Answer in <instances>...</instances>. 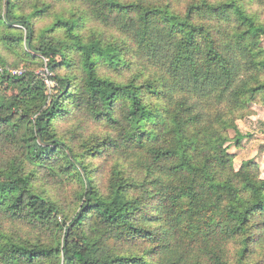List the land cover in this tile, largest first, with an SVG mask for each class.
Listing matches in <instances>:
<instances>
[{
    "label": "trees",
    "instance_id": "obj_1",
    "mask_svg": "<svg viewBox=\"0 0 264 264\" xmlns=\"http://www.w3.org/2000/svg\"><path fill=\"white\" fill-rule=\"evenodd\" d=\"M263 41L264 0H0V264H264Z\"/></svg>",
    "mask_w": 264,
    "mask_h": 264
},
{
    "label": "crops",
    "instance_id": "obj_2",
    "mask_svg": "<svg viewBox=\"0 0 264 264\" xmlns=\"http://www.w3.org/2000/svg\"><path fill=\"white\" fill-rule=\"evenodd\" d=\"M260 108L262 109L263 107ZM260 108H254L255 114L253 116L236 123L237 138L242 139L237 140L236 138L237 142L235 144L230 143V148L238 144L239 149H234L232 153L236 155L235 158L240 159V164L253 160L259 165L260 171L264 175V129L256 128L264 124V120H262L264 117L261 116Z\"/></svg>",
    "mask_w": 264,
    "mask_h": 264
},
{
    "label": "rangeland",
    "instance_id": "obj_3",
    "mask_svg": "<svg viewBox=\"0 0 264 264\" xmlns=\"http://www.w3.org/2000/svg\"><path fill=\"white\" fill-rule=\"evenodd\" d=\"M263 43H264V41H263ZM9 62H12V61H9ZM11 64V63H10ZM9 64V65H10ZM7 67H9V68H13V69H17V70H21L22 72L24 71L21 67L20 68H14V67H12V66H7ZM44 69H45V67H40V68H38V69H36L35 70V74H37L39 77L40 76H43V74H44ZM50 77V76H49ZM49 77H48V81H50V79H49ZM254 108H257V106H254L253 107V109ZM260 108V107H259ZM261 109V108H260ZM260 113H261V116L262 117H264V106H263V108L261 109V111H260ZM254 114H255V112H254ZM250 118V117H249ZM262 120H264V119H262ZM256 128H263L264 129V124L263 125H261V126H257ZM233 137L231 136V139H232ZM238 139H242V138H237V140ZM237 140H235V139H233V140H231L230 141V143H236L237 142ZM243 142V141H242ZM230 143H228L229 145H230ZM231 146V145H230ZM239 147V145L238 144H236V145H234L232 148H229V153H231V154H233L232 152L234 151V149H237ZM239 149V148H238ZM234 155V160H233V163H234V167H235V169H238L239 167H240V159L238 160L237 158H235L236 157V155L235 154H233ZM255 162V161H254ZM256 163V162H255ZM240 164V165H239ZM257 164V163H256ZM261 172V171H260ZM261 178H263L264 179V175H262V173H261Z\"/></svg>",
    "mask_w": 264,
    "mask_h": 264
},
{
    "label": "built area",
    "instance_id": "obj_4",
    "mask_svg": "<svg viewBox=\"0 0 264 264\" xmlns=\"http://www.w3.org/2000/svg\"><path fill=\"white\" fill-rule=\"evenodd\" d=\"M22 73L23 72L21 70L9 68V67L0 68V74H8L10 76L17 77V76H20ZM49 76H50V73L48 69L45 67L44 74L43 76H40V78L44 81L45 85L47 86L49 90L48 93H50V88L53 86V83L51 81H48Z\"/></svg>",
    "mask_w": 264,
    "mask_h": 264
}]
</instances>
